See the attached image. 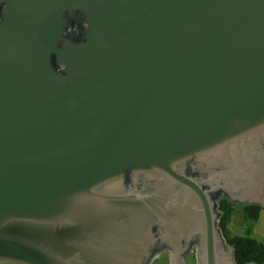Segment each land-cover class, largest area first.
<instances>
[{
    "label": "water",
    "instance_id": "water-1",
    "mask_svg": "<svg viewBox=\"0 0 264 264\" xmlns=\"http://www.w3.org/2000/svg\"><path fill=\"white\" fill-rule=\"evenodd\" d=\"M218 191L264 206V0H0V264H236Z\"/></svg>",
    "mask_w": 264,
    "mask_h": 264
},
{
    "label": "trees",
    "instance_id": "trees-1",
    "mask_svg": "<svg viewBox=\"0 0 264 264\" xmlns=\"http://www.w3.org/2000/svg\"><path fill=\"white\" fill-rule=\"evenodd\" d=\"M223 191L215 193L217 210L219 212L218 226L226 241L227 247L232 248L236 264H264V238L259 241L249 235L231 236L228 225L231 222L234 205L237 203L225 197ZM245 214L252 220H257L261 212V206L254 203L243 204Z\"/></svg>",
    "mask_w": 264,
    "mask_h": 264
},
{
    "label": "rangeland",
    "instance_id": "rangeland-1",
    "mask_svg": "<svg viewBox=\"0 0 264 264\" xmlns=\"http://www.w3.org/2000/svg\"><path fill=\"white\" fill-rule=\"evenodd\" d=\"M242 207L243 205L238 203L237 209L231 214V225L233 226L231 228L232 234L249 235L259 241H263L264 215L262 214L258 220H252L245 214V211H242ZM150 264H170V262L164 255H161L157 256L156 261H151ZM190 264H193L192 261H190Z\"/></svg>",
    "mask_w": 264,
    "mask_h": 264
},
{
    "label": "flooded vegetation",
    "instance_id": "flooded-vegetation-1",
    "mask_svg": "<svg viewBox=\"0 0 264 264\" xmlns=\"http://www.w3.org/2000/svg\"><path fill=\"white\" fill-rule=\"evenodd\" d=\"M225 195L227 194L225 193ZM161 255H164L169 260L170 264H190V261H192L193 264H199L200 261L198 255V245L193 240L189 242L184 241V250L181 251L180 254L176 253L174 247L164 244L156 250L154 257Z\"/></svg>",
    "mask_w": 264,
    "mask_h": 264
},
{
    "label": "crops",
    "instance_id": "crops-1",
    "mask_svg": "<svg viewBox=\"0 0 264 264\" xmlns=\"http://www.w3.org/2000/svg\"><path fill=\"white\" fill-rule=\"evenodd\" d=\"M235 202H237V201H235ZM238 203H241L242 205L245 204V203H242V202H237V203L234 205L235 210L237 209V204H238ZM258 205H259V204H258ZM260 206H261V205H260ZM240 209H241V208H240ZM243 209H244V207H242V211H244ZM235 210H233V211H235ZM262 214L264 215V206L261 208V212H260V214H259V218H260V216H261ZM259 218H258V219H259ZM258 219H257V220H258ZM231 223H232V220H231V222H230L229 225H228V230H230L229 232H230L231 236L239 235V234H232V232H231V228H232L233 226L231 225Z\"/></svg>",
    "mask_w": 264,
    "mask_h": 264
}]
</instances>
